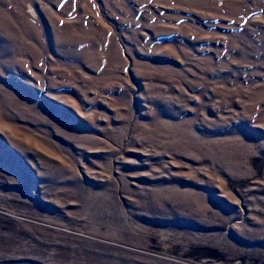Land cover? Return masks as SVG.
I'll list each match as a JSON object with an SVG mask.
<instances>
[{"label":"rangeland","instance_id":"374dc122","mask_svg":"<svg viewBox=\"0 0 264 264\" xmlns=\"http://www.w3.org/2000/svg\"><path fill=\"white\" fill-rule=\"evenodd\" d=\"M0 264H264V0H0Z\"/></svg>","mask_w":264,"mask_h":264}]
</instances>
